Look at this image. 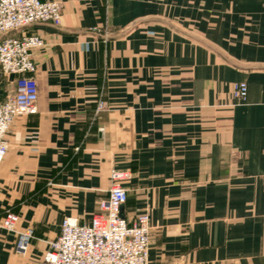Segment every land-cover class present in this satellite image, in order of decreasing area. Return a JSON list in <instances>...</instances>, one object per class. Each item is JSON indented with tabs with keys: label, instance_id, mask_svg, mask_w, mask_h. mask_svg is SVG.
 <instances>
[{
	"label": "crops",
	"instance_id": "crops-1",
	"mask_svg": "<svg viewBox=\"0 0 264 264\" xmlns=\"http://www.w3.org/2000/svg\"><path fill=\"white\" fill-rule=\"evenodd\" d=\"M35 22L37 111L0 163V264H40L64 216L88 222L112 181L147 211L149 264H264V0H60ZM245 82L246 97L232 96ZM14 75L0 71V101ZM101 102L102 107L97 110Z\"/></svg>",
	"mask_w": 264,
	"mask_h": 264
},
{
	"label": "built area",
	"instance_id": "built-area-1",
	"mask_svg": "<svg viewBox=\"0 0 264 264\" xmlns=\"http://www.w3.org/2000/svg\"><path fill=\"white\" fill-rule=\"evenodd\" d=\"M63 4L60 0H0V71L14 75L13 90L0 101V163L7 149V133L15 117L37 111L38 84L34 51L45 42L37 34L21 31L35 22L61 24ZM245 82L233 84L232 96L245 99ZM102 107L101 102L97 110ZM112 184L107 197L99 201L98 213L88 222L64 216L59 234L48 242L40 264H149L150 224L148 212L141 211L127 219L120 206L127 199V190L118 183L123 173L111 171ZM17 216L7 212L0 227L15 235V250L25 252L33 238V229L16 228Z\"/></svg>",
	"mask_w": 264,
	"mask_h": 264
},
{
	"label": "water",
	"instance_id": "water-1",
	"mask_svg": "<svg viewBox=\"0 0 264 264\" xmlns=\"http://www.w3.org/2000/svg\"><path fill=\"white\" fill-rule=\"evenodd\" d=\"M122 209H123V204L120 206L121 213H122Z\"/></svg>",
	"mask_w": 264,
	"mask_h": 264
}]
</instances>
